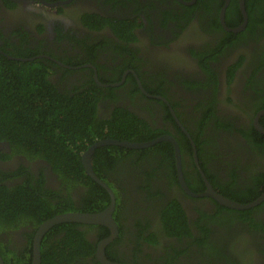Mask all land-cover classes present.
<instances>
[{
	"label": "flooded vegetation",
	"instance_id": "flooded-vegetation-1",
	"mask_svg": "<svg viewBox=\"0 0 264 264\" xmlns=\"http://www.w3.org/2000/svg\"><path fill=\"white\" fill-rule=\"evenodd\" d=\"M191 1L0 0V54L42 63L48 80L71 97L95 94L99 121L131 113L149 127L146 137L152 138L122 141L170 136L177 142L179 159L168 140L122 147L127 151L115 167L98 174L117 200L119 234L106 248L109 259L128 264H264V199L238 210L207 194L208 181L219 195L239 203L264 196V133L255 125L259 116L264 127V29L259 23L256 33L247 27L229 31L220 19L224 4L218 9L219 0ZM228 7L226 26L241 25V9L242 22L234 12L228 14ZM227 16L238 24L230 26ZM253 129L263 137L256 139ZM95 158L94 168L110 157ZM20 186L26 191L39 186L53 214L40 222L25 207L18 222L0 217L5 264L35 263L38 230L51 217L94 212L83 210L92 190L87 181L71 179L46 159L0 140V192L19 193ZM177 206L189 233L183 234V223L178 230L167 224ZM70 223L76 222L45 232L41 264L46 254L49 264H56L53 243L62 234L53 232ZM80 230L96 251L110 235L106 226L82 224ZM85 261L95 260L90 256ZM81 262L75 258L62 264Z\"/></svg>",
	"mask_w": 264,
	"mask_h": 264
},
{
	"label": "trees",
	"instance_id": "trees-1",
	"mask_svg": "<svg viewBox=\"0 0 264 264\" xmlns=\"http://www.w3.org/2000/svg\"><path fill=\"white\" fill-rule=\"evenodd\" d=\"M224 1H218V9ZM246 8L249 15L246 31L256 33L259 23L264 29V0H246ZM231 11L242 22L239 0H230L228 14ZM227 23L230 26L238 24L229 16ZM47 70L42 63L21 62L0 54V140L9 142L13 148L20 149L28 155L46 159L55 169L71 179L87 181L92 190L85 198L87 208L83 206V210L99 211L109 204V194L86 174L81 161L82 153L95 141L103 138L137 141L152 138L146 137V130L149 127L131 113L113 122L99 121L95 115L96 105L93 99L95 94L82 99L60 92L48 80ZM232 74L233 71L231 76ZM251 133L256 139L262 136L255 129ZM199 142L202 144L204 141ZM126 151L125 148L118 146L99 148L95 154L96 160L104 154L110 158L104 166L99 165L98 160L95 166L98 174L103 176L106 167L114 168ZM32 190L26 191L22 186L19 187V193L1 190L0 217L18 222L25 216H20L24 214L20 211L27 207L25 211L35 213L27 214L29 217L37 214V221L40 222L49 218L53 214L49 200L41 196L43 191L39 186L33 187ZM254 199L255 194L250 196L249 200ZM29 200L32 203L29 204L27 202ZM182 216L180 206L174 207L167 216V224L170 228L174 226L178 230V225L183 223V234L189 233ZM81 225L70 223L55 228L53 234H62L53 243L55 255L52 261L56 264L72 263L75 258L82 260L80 264H86L85 260L90 256H93L94 264H101L95 258V244L86 239L85 232L80 230ZM46 257L48 259L46 258L43 264H49L48 261L51 260L48 254ZM87 264H90L89 261Z\"/></svg>",
	"mask_w": 264,
	"mask_h": 264
},
{
	"label": "water",
	"instance_id": "water-1",
	"mask_svg": "<svg viewBox=\"0 0 264 264\" xmlns=\"http://www.w3.org/2000/svg\"><path fill=\"white\" fill-rule=\"evenodd\" d=\"M193 1L194 0H192L191 2H188V3L190 4ZM229 3H230V0H226L222 9H221L220 19H221L222 24L225 26V28H227V30L233 31L236 33L240 32L242 30H245L247 25H248V21H249V15H248L247 9H246V0H239V5H240V9L242 11L244 20L241 23V25H239L235 28H230V27L226 26V24H225L226 9H227ZM260 113L262 114V113H264V111H262ZM260 113H259V115H260ZM258 118H259V116H257V119H256L257 122L255 125L260 132L264 133V127H262V125H260ZM163 140H168V141H171L173 144H175L177 158L179 159L180 158L179 147L177 145V142L170 136L159 137L155 140H152L149 142H144V143L122 141L119 139H112V138H103V139L97 140L93 144H91L82 153L81 161H82V164H83V167H84L86 174L89 175L99 185H101L103 188H105L108 191V193L110 194V198H111L110 203L102 211L68 212L65 214L57 215L53 218L51 217L50 219L46 220L42 224V226L40 227V229L38 230V233H37V238H36L37 240H36V247H35L36 248V260H35L34 264H41L39 245H40L41 239L44 236L45 232L47 230H49L50 228L54 227L56 224L65 223V222H76L79 224L106 226L110 230V235L100 241V244L97 247V251H96L97 260L101 264H128L125 262L111 260L106 255L107 246L111 242H113V240L116 239L118 234H119V225H118V223L114 217V212L116 209L117 200H116V194H115L114 190L107 184V182H105L101 177H99L98 173L96 172V170L94 168V161H93L94 155L99 148L104 147V146H113L114 145V146L126 147V148H144V147L152 146V145L156 144L157 142H160ZM179 177H180L181 184L188 191V187L185 184L183 173H182L181 169L179 170ZM207 184L209 185V192L207 193L208 195H211L212 197H214L222 205L228 206V207H231L234 209H238V210L249 209L251 207L258 205L262 201V199H264V196H262L259 199H257L256 201L251 202V203H247V204L239 203V202L230 200V199L224 197L223 195H219L215 190L212 189V187L208 181H207ZM0 264H5L1 256H0Z\"/></svg>",
	"mask_w": 264,
	"mask_h": 264
}]
</instances>
